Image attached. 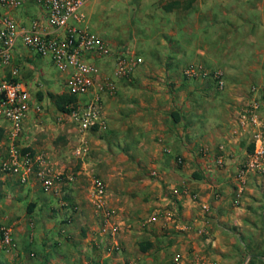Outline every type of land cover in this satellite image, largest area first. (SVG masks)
I'll list each match as a JSON object with an SVG mask.
<instances>
[{
  "label": "rangeland",
  "instance_id": "374dc122",
  "mask_svg": "<svg viewBox=\"0 0 264 264\" xmlns=\"http://www.w3.org/2000/svg\"><path fill=\"white\" fill-rule=\"evenodd\" d=\"M172 1L92 0L85 7L90 29L116 49L108 57L93 54L98 65L102 61L103 79H115L116 88L102 98L107 126L46 134L43 163L35 160L25 179L1 170L11 143L3 133L0 264H264V204L258 218L251 216L262 221L252 241L234 228L239 246L261 245L263 251L248 250L249 256L216 250L220 243L214 242L206 203L194 219L178 205L184 188L199 201L188 188L203 179L197 174L209 175L202 182L220 195L217 173L200 169L195 159L209 154L201 150L206 138L192 133L229 132L222 130L221 113L260 124L256 131L264 133V0H180L182 5L167 11L164 5ZM120 59L129 69L116 76ZM190 104L197 120H190ZM57 121L76 126L69 117ZM210 123L213 128H206ZM77 136L85 137V150H77ZM198 140L201 155L188 153ZM178 144L185 152H178ZM14 145L31 147L21 139ZM214 163L221 169L223 157ZM245 163L238 176L243 186L248 174H264L244 169ZM173 171L180 177L171 184ZM47 178H54L49 188ZM97 178L104 185L101 195ZM152 236L162 239L142 251L139 244Z\"/></svg>",
  "mask_w": 264,
  "mask_h": 264
},
{
  "label": "crops",
  "instance_id": "0c3cea01",
  "mask_svg": "<svg viewBox=\"0 0 264 264\" xmlns=\"http://www.w3.org/2000/svg\"><path fill=\"white\" fill-rule=\"evenodd\" d=\"M90 4L93 6L91 2ZM89 5L87 6V9ZM5 12L12 14L16 21L22 26H29L33 19L38 18L43 25H46L50 33H54V29L47 25L48 23L46 21L47 17L45 13L39 9L32 0H23L22 5L19 7H3L0 4V19ZM117 49L119 50V48ZM115 50L116 49L112 48L113 53ZM87 59L97 63V58L93 54H89ZM101 62L102 61H99L102 69L104 66L102 67ZM109 63L111 64V59H109ZM13 68L19 69V78L28 85L29 89H31L32 108L29 117L25 121L24 129L19 139L25 141L27 145L31 146L26 148H28L34 156L42 157V159H44V154L46 153H44V149L42 148L45 145L44 137L46 134L52 133L53 130L57 131L59 135H63L66 131H79L77 126H66L65 123L57 121V119H61L63 117V112L59 111L55 107L50 98V93H67L66 74L58 71L49 57H43L34 50L26 47L21 38L18 40L17 46L14 49L12 63L0 69V78H10L12 76ZM89 96L90 95H87L83 98H89ZM36 105L41 106L39 111L35 108ZM186 110L190 116V120H197L195 116L198 113L195 106L190 104L186 106ZM218 117L219 121L224 124L222 126L223 128L221 127L222 130H230L229 132L217 131L211 134L208 131H205L204 134L194 132L192 133V138L198 139L202 135L206 138L204 144L207 147H201V150H204L205 153L208 152L209 154L204 158L197 156L195 159H197L199 164L200 162L202 163L200 169H205L207 167L204 171L215 172L214 176L217 173L215 177L219 181L218 189L220 190V195L216 196V194H214L213 187L209 191V187L204 185L202 182L206 180L207 177L209 178V175L197 174L199 178L203 179H198V184H192L188 186V188H190V191L196 192L195 196H197V200L199 201L195 203L196 200H192V196L188 195L185 190L186 188H184L186 195L180 194L179 199L183 200L179 202L178 205L184 208V213L190 216L188 217L189 219L201 218L204 214L201 203H206L209 206L206 217L211 228L216 234L214 235V242L220 243L219 245H215L219 248L216 249L217 251L220 250V252H222L224 250H228L229 252L235 250V252H237L236 254L240 253L241 255L246 254L248 250L261 252L263 251L261 250V245L256 248H253V246L250 247L249 245L247 248L239 246L237 240L240 236L236 234V231H234L235 227L241 231L245 230L243 231V234H246L245 240H249L250 242L256 236L255 234L259 233L258 227H261L262 221L259 222L257 220V213L258 206L264 204V174H248L245 178V182L242 180L244 182V186L241 185V180L238 177L241 174L239 170L240 165L247 162L251 154L250 148L252 144V133L253 131L259 129L261 125L244 123L243 120H240V118L238 119L239 122H237L232 119L233 115H230L229 113H221V115L218 114ZM205 123H207V121ZM207 127L213 128V124L210 123V125H207L206 128ZM206 128L203 129L206 130ZM214 128L217 127L215 126ZM0 129H3V132H5L8 137L10 123L0 120ZM193 130H196V128H193L192 131ZM188 136L191 135L188 134ZM210 138L212 139L210 140ZM166 139H168L167 136ZM78 140L80 143V137ZM75 141L76 140H74V143ZM199 141L200 140L196 142L195 148L191 146L189 147L188 153L197 152L196 154H200V150L196 147L198 146L197 143ZM174 142H176V140H174ZM180 146L178 144V152H185L186 149L180 148ZM35 149H38L39 151L36 150L37 152H35ZM35 153H38L39 155H36ZM220 157H223L224 159V166L217 170L215 169L216 164L214 162L219 161ZM163 160L164 159H162V161ZM40 161L42 162L41 159ZM191 162L192 159L190 158L189 164H191ZM177 171L180 172L179 169L175 170V172ZM175 175L176 177L172 178L171 184L175 183L179 179L178 177H180L179 174ZM240 186L243 188L241 193L239 192ZM179 190H183V188L179 187L178 192ZM205 190L207 191V194ZM238 195L239 197L237 198ZM200 198L205 199L201 200ZM234 200L238 201L237 206L234 204ZM40 206L41 205L38 204L36 206L37 209H39ZM252 214L254 217H257L256 220L251 218ZM184 219L186 224L183 225H187L188 219ZM189 224L191 225V222H189ZM172 226L173 225H169V227ZM188 236L196 237L197 235L189 233ZM262 237L263 236H259L260 239H262ZM159 239H162V236H152L148 238L147 240H150L153 245L144 252H148L155 245L154 240L157 242ZM197 241V238H195V242ZM207 255L208 253L206 256Z\"/></svg>",
  "mask_w": 264,
  "mask_h": 264
},
{
  "label": "built area",
  "instance_id": "2783aa9c",
  "mask_svg": "<svg viewBox=\"0 0 264 264\" xmlns=\"http://www.w3.org/2000/svg\"><path fill=\"white\" fill-rule=\"evenodd\" d=\"M47 17V25L54 29L50 33L46 25L36 18L29 26L20 25L15 17L5 12L0 19V69L13 61V52L21 38L23 44L43 57H49L55 68L66 74L67 92L78 96L77 105L70 112H63L83 134L91 129L107 126L103 111V93L116 88L114 80H104L101 67L88 60L89 54L110 56L113 51L106 40L93 32L87 23L85 7L92 0H32ZM23 0H0L3 7H19ZM121 58V56H120ZM142 62L143 59L138 57ZM129 69L124 59L119 60L115 75ZM19 69L13 68L10 78H0V120L10 123V152L1 163V170L19 174L26 178L32 171L35 157L31 151H22L14 143L19 139L32 108L31 89L19 78ZM115 76V77H116ZM215 77H220L216 73ZM219 78V79H220ZM223 84L222 80H219ZM90 95L86 100L79 97ZM35 108L39 111L40 105ZM78 151L85 150V137H80ZM246 170L264 172V133L255 132V147L245 163ZM243 169V170H244ZM54 178H47L45 187L49 188ZM99 195L104 193L102 181L95 179ZM6 240L10 241L7 235Z\"/></svg>",
  "mask_w": 264,
  "mask_h": 264
},
{
  "label": "trees",
  "instance_id": "16d2710c",
  "mask_svg": "<svg viewBox=\"0 0 264 264\" xmlns=\"http://www.w3.org/2000/svg\"><path fill=\"white\" fill-rule=\"evenodd\" d=\"M182 5V2L180 0H174L172 2H169L164 5V8L167 11H171L177 6ZM50 98L53 101L55 107L61 111V112H70L73 108L74 105H77L78 102V96L72 95L69 93H63V94H54L50 93ZM3 129H0V140L3 135ZM255 144L252 145L251 147V152L254 151ZM29 150L28 148H25L23 151ZM2 198V193L0 192V199ZM140 248L142 251H146L149 249L150 246L153 245L151 241H146V242H141Z\"/></svg>",
  "mask_w": 264,
  "mask_h": 264
},
{
  "label": "clouds",
  "instance_id": "9594fccd",
  "mask_svg": "<svg viewBox=\"0 0 264 264\" xmlns=\"http://www.w3.org/2000/svg\"><path fill=\"white\" fill-rule=\"evenodd\" d=\"M67 93H68V92H67ZM21 150H22V149H21ZM23 150H24V149H23ZM23 150H22V151H23ZM26 151H29V150H26ZM32 154H33V153H32ZM7 157H8V156H7ZM5 159H6V158H5ZM5 159H4V160H5ZM2 162H3V161H2ZM2 162H1V163H2Z\"/></svg>",
  "mask_w": 264,
  "mask_h": 264
}]
</instances>
